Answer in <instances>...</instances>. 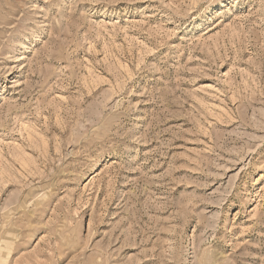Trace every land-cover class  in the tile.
Here are the masks:
<instances>
[{
	"label": "rangeland",
	"instance_id": "1",
	"mask_svg": "<svg viewBox=\"0 0 264 264\" xmlns=\"http://www.w3.org/2000/svg\"><path fill=\"white\" fill-rule=\"evenodd\" d=\"M0 264H264V0H0Z\"/></svg>",
	"mask_w": 264,
	"mask_h": 264
},
{
	"label": "bare ground",
	"instance_id": "2",
	"mask_svg": "<svg viewBox=\"0 0 264 264\" xmlns=\"http://www.w3.org/2000/svg\"><path fill=\"white\" fill-rule=\"evenodd\" d=\"M11 257V256H10Z\"/></svg>",
	"mask_w": 264,
	"mask_h": 264
}]
</instances>
